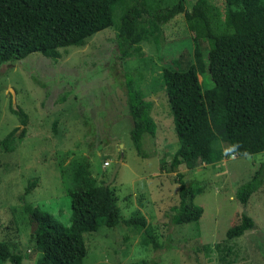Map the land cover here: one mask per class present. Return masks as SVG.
<instances>
[{
    "label": "rangeland",
    "instance_id": "obj_1",
    "mask_svg": "<svg viewBox=\"0 0 264 264\" xmlns=\"http://www.w3.org/2000/svg\"><path fill=\"white\" fill-rule=\"evenodd\" d=\"M170 7L179 0H161ZM191 10L197 0H183ZM216 10L217 31L228 27L229 9L224 0H209ZM159 46L142 44V55L122 58L116 30L108 28L89 38L82 47L60 49L54 62L40 53L0 69V242L16 245L24 255L22 264H36L41 254L31 238L33 224L24 213L26 205L41 208L65 227L71 224L68 193L74 187L78 159L88 156L98 184L112 178L119 196L122 216L128 218L127 200L141 209L155 230L159 248L142 244V232L125 226L101 227L84 234L88 255L84 264H264V185L245 207L236 198L237 189L249 181L264 162V153L240 158L226 156L214 165L198 163L194 170L181 167L187 184L199 183L195 203L204 213L198 223L173 225L166 217L179 203V183L168 165L179 148L172 109L165 90L162 70L179 59L187 68L197 65L196 43L191 23L179 15L162 27ZM212 48L206 38L200 49ZM132 75L146 100L152 104L151 117L156 137L145 135L138 156L130 132L125 92L126 76ZM203 88L213 82L208 71H199ZM16 107L28 116L27 126L11 110L12 94ZM19 128L13 152H6L1 141ZM226 154L227 146L215 143ZM108 162V166H104ZM166 170H162V166ZM37 186L24 196L31 181ZM126 201V202H125ZM140 203L142 206H140ZM126 205V206H125ZM242 213L256 223L239 238L227 239L229 228ZM129 234L128 239L124 238ZM4 264H12L6 262Z\"/></svg>",
    "mask_w": 264,
    "mask_h": 264
},
{
    "label": "trees",
    "instance_id": "obj_2",
    "mask_svg": "<svg viewBox=\"0 0 264 264\" xmlns=\"http://www.w3.org/2000/svg\"><path fill=\"white\" fill-rule=\"evenodd\" d=\"M224 2L229 9L228 27L217 31L216 10L209 0H197L191 10L183 0L170 7L162 6L161 0H0V69L33 53L57 62L60 49L82 47L108 28L116 30L122 58L141 56L142 44L154 42L159 46L163 25L184 14L194 32L198 64L176 68L181 65L176 59L162 70L179 141L168 165V171L178 177L179 203L168 210L166 217L176 226L198 223L204 213L195 203L201 187L197 182L187 184L179 169L194 170L198 163L214 165L227 155L247 158L264 153V0ZM204 38L212 42V48L201 51ZM199 71L209 72L211 88L204 90ZM125 92L133 146L138 156L148 157L142 151V141L145 135L156 137L152 104L132 75L126 76ZM11 110L21 125L27 126L25 111L12 104ZM18 130L1 141L6 152H13L16 140L24 138L25 130L15 137ZM218 141L227 146V154L215 148ZM73 179L74 187L68 193L70 227L39 207L26 205L23 198L24 213L33 224L31 238L41 254L36 264H84L88 255L84 234L97 233L101 227L121 225L140 231L142 244L159 248L155 230L141 209L128 218L122 216L117 190L97 183L88 156L78 159ZM263 185L264 162L237 189V200L246 207ZM36 186L37 180L31 181L24 196ZM255 227L253 218L242 213L228 229L227 239L239 238ZM23 260L16 245L0 242V264H22Z\"/></svg>",
    "mask_w": 264,
    "mask_h": 264
},
{
    "label": "water",
    "instance_id": "obj_3",
    "mask_svg": "<svg viewBox=\"0 0 264 264\" xmlns=\"http://www.w3.org/2000/svg\"><path fill=\"white\" fill-rule=\"evenodd\" d=\"M10 91H11V94H12V106H13V108H15L16 107V95H15V91H14V89H10ZM119 168H120V164H118L117 167H116V169L114 170L113 175H112V178L110 179V181H108L107 183L104 184L105 187H109V186L112 185V183L115 180V177H116V175L118 173Z\"/></svg>",
    "mask_w": 264,
    "mask_h": 264
},
{
    "label": "crops",
    "instance_id": "obj_4",
    "mask_svg": "<svg viewBox=\"0 0 264 264\" xmlns=\"http://www.w3.org/2000/svg\"><path fill=\"white\" fill-rule=\"evenodd\" d=\"M130 199V198H129ZM127 200V209H128V211L130 212V211H136L137 210V207L136 206H134V203L132 204V202L130 201V200ZM126 206V205H125ZM138 209H140V208H138ZM136 232H140V231H136Z\"/></svg>",
    "mask_w": 264,
    "mask_h": 264
},
{
    "label": "built area",
    "instance_id": "obj_5",
    "mask_svg": "<svg viewBox=\"0 0 264 264\" xmlns=\"http://www.w3.org/2000/svg\"><path fill=\"white\" fill-rule=\"evenodd\" d=\"M108 165H109V163H108V162H106L104 166L106 167V166H108Z\"/></svg>",
    "mask_w": 264,
    "mask_h": 264
}]
</instances>
